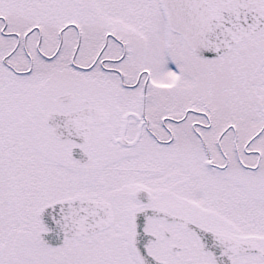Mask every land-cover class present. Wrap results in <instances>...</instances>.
<instances>
[{"label": "snow or ice", "instance_id": "6c2138e0", "mask_svg": "<svg viewBox=\"0 0 264 264\" xmlns=\"http://www.w3.org/2000/svg\"><path fill=\"white\" fill-rule=\"evenodd\" d=\"M0 264H264V0H0Z\"/></svg>", "mask_w": 264, "mask_h": 264}]
</instances>
